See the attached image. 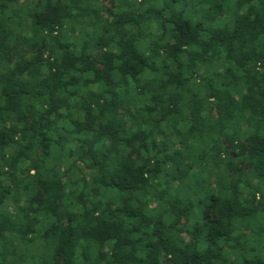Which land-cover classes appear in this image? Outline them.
<instances>
[{
    "label": "trees",
    "instance_id": "16d2710c",
    "mask_svg": "<svg viewBox=\"0 0 264 264\" xmlns=\"http://www.w3.org/2000/svg\"><path fill=\"white\" fill-rule=\"evenodd\" d=\"M0 264H264V0H0Z\"/></svg>",
    "mask_w": 264,
    "mask_h": 264
},
{
    "label": "water",
    "instance_id": "95a60500",
    "mask_svg": "<svg viewBox=\"0 0 264 264\" xmlns=\"http://www.w3.org/2000/svg\"><path fill=\"white\" fill-rule=\"evenodd\" d=\"M225 141V140H224Z\"/></svg>",
    "mask_w": 264,
    "mask_h": 264
}]
</instances>
